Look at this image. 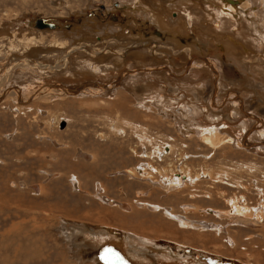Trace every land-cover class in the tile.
<instances>
[{
  "label": "rangeland",
  "instance_id": "1",
  "mask_svg": "<svg viewBox=\"0 0 264 264\" xmlns=\"http://www.w3.org/2000/svg\"><path fill=\"white\" fill-rule=\"evenodd\" d=\"M229 1L236 7L239 0ZM257 1H248L247 14L263 12L264 4ZM135 11L132 0H0V264H159L157 257L164 250L172 264H264V148H259L264 145V49L251 54L250 69L256 75L248 61L240 66L227 53L210 52L209 44L189 31L191 40L185 44L195 40L193 54L218 64L217 90L212 76L184 72V61L172 55L173 63L166 66L183 75L178 79L165 71L140 75L98 97L50 99L47 78L59 69H50L48 63L57 59L46 62L41 54V61L24 57L27 62H22L18 45L20 40L27 43V32L43 35L38 45L51 35L64 38L61 33L79 37L87 23L123 31L127 38L150 37L162 43L166 37L157 22ZM242 13L239 9L232 14L240 21ZM38 19L54 28L36 27ZM98 32L92 31L93 36L100 37ZM124 48L114 43L113 50ZM125 57V70L139 68L133 58ZM145 59L149 63L143 69L152 65L162 69L163 60L152 61L148 55ZM109 80L107 76L100 81ZM179 80L188 88L201 89L199 95L192 88L187 91L202 108L199 122L204 125L194 131L187 117L155 109L144 96L155 90L151 85L155 84L157 94L179 99L181 91L186 93ZM232 89L242 99V110L224 102ZM256 121L263 127H255ZM212 123L225 136L235 133L238 140L248 131L245 140L257 147L220 143L221 139L217 145L200 141L201 125ZM141 166L150 178L139 175L136 169ZM180 169L191 182L165 192L161 179L172 180ZM235 205L245 207L252 222L257 211L258 221L232 222L228 215ZM190 206L194 210L185 212ZM117 242L124 244L125 252Z\"/></svg>",
  "mask_w": 264,
  "mask_h": 264
},
{
  "label": "bare ground",
  "instance_id": "2",
  "mask_svg": "<svg viewBox=\"0 0 264 264\" xmlns=\"http://www.w3.org/2000/svg\"><path fill=\"white\" fill-rule=\"evenodd\" d=\"M248 1L249 0H239L237 1L238 4H236L237 6L235 7V4H232L233 2L229 0H206V3L203 4V6L199 5L197 0H132L133 6L135 10L137 11V14L139 17H142L143 14L146 13L147 16L150 15L155 20V22H157L158 30L164 33L162 35L163 37H166L162 43L157 38L150 39L149 37L150 40L147 38L142 39L141 37L140 38L135 37L133 39L127 38V36L123 33V31L121 32L119 30H114L105 25L99 26L96 23L95 24L87 23V26H85L82 30L80 29L81 31H80L79 37H76L75 33L74 34L73 33H61L62 36H64V38L62 37L61 39V37H57L56 35L50 34L51 36L45 35V37L46 36H50V37H48L47 42L44 44H39L41 43V41L38 40V38H41L43 35H39V33L35 34V32L33 33L27 32V34L24 35V39H25L24 41H26L27 43L25 42L26 44H23L21 42L23 40L19 41L18 46L21 47V50L23 51V54L22 55L19 54V55L23 57L22 59H24V57L25 58L28 57L29 61L31 62H37L34 59H39L38 61H41L42 59L40 58L41 54L42 55L45 54V57L43 56V58L45 59L46 62H52L54 59L55 60L57 59V61H55L51 65L50 63H48L50 69L51 68L59 69L58 71L56 70L55 73H52L50 78H47L49 79L47 82L51 81L49 85L46 87L48 91L47 95L50 97V99H51V96L61 97V96H66V95H75V96L77 95L80 97H86V96L98 97L100 95H105L107 92H109L113 88L112 86H114L115 88L119 87L118 84L125 79L131 80V82H133L139 79L140 75L152 76L155 72L157 73V75H159L158 72L160 73L162 71H165L166 74L172 78L181 77L183 75H179V74L176 75L170 71L169 67H167L168 66L167 63H171V62L173 63V60H172L173 58H171L172 55L179 56L184 61L183 63L184 66L182 65L184 72H190L191 70H194L195 73L200 72L199 73L200 75L202 74V76H205L207 78L212 76L211 82L214 84V88L216 89L218 88V82L220 81V77L218 73V68H219L218 64L214 60H210L207 57H201L198 55H194L193 53L195 51L193 49H194V45L196 44V42L194 40L190 45L187 46L185 42L191 40V37H188L187 33L191 31L193 32L194 36H197V38L203 39L206 43H208L209 44L208 47L211 49L210 52H215L214 54L216 53L219 54L218 52L222 51V53H227L231 55L232 58L235 59L234 61L237 65L244 66L245 62L248 61L247 62L248 65L247 64L246 65L250 69V66L253 64V63L250 64L251 63L250 59L252 58L251 54H254V52L257 50L261 51V49L262 50L264 49V7L261 8L263 12H256V13L252 12V14L251 13L247 14L246 12L250 9ZM261 3L264 4V0H261ZM215 8L218 9L216 13L214 12ZM239 9H241L243 12L240 16V21L238 20V18L236 20L232 14ZM171 11H174V12L171 14L170 13ZM212 20L213 21L217 20V23H215V25L211 24ZM88 24L90 26H88ZM92 31L93 32L100 31L101 33L100 32L98 33H100L101 38L98 36L96 37L93 36L95 34H92ZM107 31L110 34L107 33ZM179 35H183L188 38L184 40L182 38H179ZM108 39L112 41H109L110 43H107ZM28 42L30 45L28 44ZM36 42H39L37 43L38 45H36ZM112 43H113V48L111 45ZM114 43L121 44V46L125 48L121 51H115L113 50ZM57 47L62 49V51H59V50L55 51ZM130 47H132V49ZM121 52L123 54H121ZM125 54L133 58L135 62L137 63V65L139 66V68L134 69V70H129V71L125 70L126 68H124L125 67L124 61H126V58H127L125 57ZM261 54L263 53L261 52ZM60 55L62 56L59 57ZM146 55L150 56V59H152V61L153 60H157V61L163 60L162 62L164 64L163 65L161 64L162 69H159L157 71L155 70L156 68H152L153 65L149 69H146V70L143 69V67H145L149 63L145 59ZM106 58H108L109 61H105ZM82 59L84 60L83 62H82ZM75 60H78V61L80 60L79 61L80 63L75 64L74 63ZM215 60L217 59L215 58ZM256 60L258 59L256 58ZM22 62L25 63L27 62V60L24 59V61ZM254 62H257V61H254ZM61 63H62L61 67L63 68L59 67L60 66L59 64ZM256 65H259V64H255L254 66L256 67ZM262 65L263 64L260 63V67H262ZM250 70H252V72L257 75V71L255 69L251 68ZM259 71H261V69ZM137 72H140V73H137ZM157 75H154L155 77L154 76L153 77L155 78V80L156 79L160 80ZM161 75L163 77V74ZM107 76L111 77V82L110 80L100 81L101 79H104ZM163 79H164V83L165 82L167 83L168 80L165 78ZM29 80L31 81L32 79H29ZM181 82H185V81L179 80L178 84H180V87L182 88L185 87V89H182V90L186 91V93L181 91V94L183 95H180L179 99L175 98L173 100H169V99H166V97L164 96L165 95L164 93L157 94L156 92L158 90H156L155 84H151L153 86L152 89H155V90L152 91L150 89L152 92H149V89L148 91H144L146 93L149 92L148 94H145L144 96L148 97L149 100L153 101V102H150V104L155 109H161L162 111L166 113L167 112L178 113L182 115V117H187V119L190 120V123L193 122L191 123V130H193L195 126L197 127L201 123L204 125L203 121L201 123L199 122V120L201 119L202 113H199L198 111L201 110L202 108L198 109L200 106V103L198 105V102L196 103V101L198 100H195L196 98L189 94L191 91L190 89L192 87L189 86L191 88H188L187 84H181ZM51 85L53 86V88H50ZM233 89L232 91H228L230 92V95H228V93L226 94L224 93L226 97L224 98V100L226 99L227 102H231V104L233 103L232 104L233 106H236L241 109L242 99L239 98V96L235 92H233L234 91ZM192 90L197 92L199 95L200 93L199 91L201 89L198 91V89L194 90L192 88ZM187 91H189V93ZM16 93L19 94V92L15 90L14 96H16ZM213 93H214V90H213ZM18 94H17V97H21ZM37 94L38 92L34 96H37ZM141 96L140 98L143 99V97ZM201 96L202 95H200V97ZM185 97H189L188 100L190 101L184 100ZM226 100L224 102H226ZM233 101H235V103H238V102L240 103L236 105L234 104ZM236 107H234V109L232 110L234 111ZM207 114H208L207 119L208 118L210 119V116L212 114L208 112ZM236 115H239V114H236ZM215 120H217L216 117H215ZM241 123H242L241 125H245L243 124V121ZM62 124L64 125L65 123L62 122ZM259 124H260V121L259 122L256 121L255 127L260 128V126L263 127L264 125V124L263 125L261 124L259 125ZM211 125H213V123L210 124V126L208 125L205 127H202L201 125L200 135H199L200 141L205 142L209 145H214V144L217 145V140L221 139L219 140L220 143H224V141L228 140V142H230L233 145H236V146L242 145V147H246L248 149L256 146L255 143L250 144L245 140V138L248 136L247 134H249L248 131H245L244 134L242 133L243 136H241V139L238 140L237 135L235 133L228 131L231 137L227 136L226 133H225L226 134L225 136L221 131H219L217 126L215 127ZM241 125H240V128H241ZM238 126L239 124L237 125V127ZM246 127L247 126H245V129H247ZM261 129L264 130V128H261ZM189 134L190 133H188V136ZM261 137L262 136H260V139ZM244 140L247 144L246 143L244 144ZM262 146H260L259 148H264V145ZM165 149H167L166 152L168 153L171 150V147H168ZM251 150L255 152L254 149H251ZM259 152H261L260 149H259ZM159 155H161V153H159ZM136 170L139 172V175L143 178H146V176H149L147 173L144 172V169H142V166ZM180 171L181 169L179 170L180 174H176V176H174V178L170 181L166 179H161V180H164V182L160 181L162 183L161 188L162 189L164 188L165 192L166 191L168 192L172 189H177L183 184L191 182L190 177L185 175L182 171L181 172ZM126 174L134 175L131 170L130 171L127 170ZM150 177L151 176H149V178ZM185 208H184L185 212L194 210L191 206L185 207ZM247 213H248V210L245 207H239V206L237 207V205H235V207L229 213L228 216L230 217L231 221L234 223H243V224L247 223V225H249L251 223H255L258 221L259 217L257 215L258 213L257 211L253 212L254 213L252 217V219H254L253 222L250 220L249 217H246ZM176 219L178 220V222L187 223L186 219L183 218L182 216H178V217L176 216ZM119 246L122 247L123 252L126 251V249L124 248V244L122 242L119 243ZM156 261H158L159 264L160 262H163V263L166 262V264L174 263V261L171 259V257H169L168 253L165 250L159 254Z\"/></svg>",
  "mask_w": 264,
  "mask_h": 264
},
{
  "label": "water",
  "instance_id": "3",
  "mask_svg": "<svg viewBox=\"0 0 264 264\" xmlns=\"http://www.w3.org/2000/svg\"><path fill=\"white\" fill-rule=\"evenodd\" d=\"M35 24V26L36 27H38V28H47V29H52V28H54V26L53 25H45L44 23H43V21L42 20H37V22L36 23H34ZM61 127H63V124L61 125Z\"/></svg>",
  "mask_w": 264,
  "mask_h": 264
},
{
  "label": "crops",
  "instance_id": "4",
  "mask_svg": "<svg viewBox=\"0 0 264 264\" xmlns=\"http://www.w3.org/2000/svg\"><path fill=\"white\" fill-rule=\"evenodd\" d=\"M159 33H160V32H157V36H159Z\"/></svg>",
  "mask_w": 264,
  "mask_h": 264
}]
</instances>
